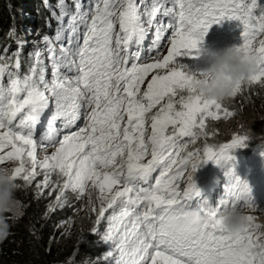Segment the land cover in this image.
<instances>
[{
  "label": "snow or ice",
  "instance_id": "snow-or-ice-1",
  "mask_svg": "<svg viewBox=\"0 0 264 264\" xmlns=\"http://www.w3.org/2000/svg\"><path fill=\"white\" fill-rule=\"evenodd\" d=\"M73 4L69 11L66 0H58V28L43 37V49L28 54L27 72L21 73L22 44L0 51V171L10 173L18 189L42 177L37 193H55L48 211L66 206L69 192L87 197L95 224L108 222L107 264H264L261 206L232 164L249 136L209 143L216 133L208 121L235 112L195 94L194 76L178 59L198 58L214 24L237 21L235 50L261 63L235 85L232 98L264 87V0ZM149 33L153 39L144 48ZM209 162L227 178L215 203L200 198L194 179ZM228 208L247 209L235 235L221 223Z\"/></svg>",
  "mask_w": 264,
  "mask_h": 264
},
{
  "label": "trees",
  "instance_id": "trees-1",
  "mask_svg": "<svg viewBox=\"0 0 264 264\" xmlns=\"http://www.w3.org/2000/svg\"><path fill=\"white\" fill-rule=\"evenodd\" d=\"M37 1L0 0V51L7 48L11 53L17 50L12 49L14 43H19V47L22 44V68H28L31 64L28 54L37 49L33 43L40 39V25L45 24L41 22L45 14L40 17L34 12ZM36 32L38 34L32 35L29 43L14 40L17 34ZM224 105L235 112L232 122L241 120L247 126L244 130V134L249 136L247 147L236 154L250 158L254 151L264 147V123L257 124L253 119L257 109L264 111V89L252 86ZM227 122H208V130L216 133L209 137V143L227 142V134L224 136L223 133ZM202 144L203 141H198L197 146L202 147ZM41 179L37 178L31 187L20 188L16 192V198L23 197L26 206L32 207L33 211L24 212L22 220L9 215V235L0 241V264H98L100 248L96 235L92 233V229L96 228V216L87 206V197L84 204L74 208L77 200L68 196L66 206L48 211L49 204L55 200V193L49 196L48 191L44 190V194L39 195L35 184ZM67 226L72 229H67Z\"/></svg>",
  "mask_w": 264,
  "mask_h": 264
},
{
  "label": "clouds",
  "instance_id": "clouds-1",
  "mask_svg": "<svg viewBox=\"0 0 264 264\" xmlns=\"http://www.w3.org/2000/svg\"><path fill=\"white\" fill-rule=\"evenodd\" d=\"M235 49L236 45L217 49H203L202 53L208 58L207 66L203 69H189L190 73L194 76L191 86L194 88L195 94L209 101L224 104L232 99L235 85L238 82L246 83L250 77L259 71L261 62L256 55H246L244 52L236 51ZM243 149L240 148L236 151ZM262 153H264V149H261ZM252 163L264 165V160H253ZM17 190V183L11 178L10 173L0 171V241L6 239L9 235L11 227L8 222L9 215L15 217L19 214V205L16 198ZM72 195L73 197L71 198L76 199L75 195ZM79 201L77 200L74 208H77L76 206ZM246 222V208H228L221 214L222 226L230 235H235L239 232ZM100 224L101 226H99ZM100 224H95L97 231L92 232L96 235L97 242L101 238L100 229L102 226L108 228L106 219H102ZM98 244L100 248L98 264H103L102 258L106 255L107 251L100 245V242Z\"/></svg>",
  "mask_w": 264,
  "mask_h": 264
},
{
  "label": "bare ground",
  "instance_id": "bare-ground-1",
  "mask_svg": "<svg viewBox=\"0 0 264 264\" xmlns=\"http://www.w3.org/2000/svg\"><path fill=\"white\" fill-rule=\"evenodd\" d=\"M84 2L87 3L88 0H84ZM57 3H58V0H47V3H45V0H38L36 2V7L37 8H35V10H34L35 14H37V16H40V17H41V15L45 14L44 15V18H43L44 21H41V22H44L45 24L44 25L41 24L40 25V29H39V32H41L44 36L45 35H48V36L54 35L55 31L58 28V21L55 18V16H58L59 15V9L57 7ZM66 3L69 6V11H73L74 10L73 0H66ZM54 13H55V16H54ZM65 23H67V18H65ZM29 32H30V30H29ZM208 37H211L209 43L212 42L213 37H212L211 33H209L208 35L205 36L204 41L207 40ZM150 43L151 42H147V41L144 40V42H143L144 48H147L150 45ZM209 43L205 44V46L202 47V49H204V50H207V49H217L216 46L221 45L219 41H216V43H214V45H210ZM43 44L44 43L42 42V45L40 46V49H43L44 48V45ZM18 47H19V43H14L12 45V49L13 50L14 49H18ZM223 47H225V46H222L221 48H223ZM164 50H166V47L163 49V51ZM201 58H203V59L200 60V61H202V62H200V65L206 67V63L208 64V58H207V56L204 55L203 53H201ZM21 73L22 74L25 73V69L24 68H21ZM48 75H49V78H50V72H49ZM254 86H257L260 89H264V87H261L259 85H254ZM47 111L44 113V116L42 117V123L40 125V128L41 129H43L46 126L47 121L49 119L46 116ZM51 150H52L51 148L48 149V151H51ZM8 166L11 167L10 165H8ZM39 178H41V177H39ZM18 183H19V181H18ZM26 188H28V187H26ZM26 188L22 187V189H26ZM18 200L21 202L22 207L19 208V214L17 216H15V217L12 216V218L13 219L22 220L24 218V212H32L33 211V208L26 206L23 197H20Z\"/></svg>",
  "mask_w": 264,
  "mask_h": 264
},
{
  "label": "rangeland",
  "instance_id": "rangeland-1",
  "mask_svg": "<svg viewBox=\"0 0 264 264\" xmlns=\"http://www.w3.org/2000/svg\"><path fill=\"white\" fill-rule=\"evenodd\" d=\"M32 35L33 36L37 35V32L35 34H32V33H30V34H17L14 37V40L15 41L16 40H21V41H26L27 43H29L30 42V38H31ZM39 46H40V44L38 42L33 43V47L37 48ZM163 52H164V54H166V50H164ZM178 59H181L182 62L187 63L188 66H189V69H203L205 67V66L200 65V62H202L200 60L203 59V58H201V55L198 58H196V59H187V58H178ZM206 66H207V63H206ZM231 119H232V117H230L228 119H224V118L221 119L223 121H227L228 120V122H227L228 126L226 127V129L224 128V130H223L224 136L227 134V137H225V138L228 139L227 142H230V140L232 139L234 134H244V130L247 128V126H245L241 122V120L232 122ZM253 119L256 120L257 124H263L264 123V111L262 109H257L255 117ZM208 122H214V121H208ZM215 122H217V121H215ZM50 152L51 151H49V153ZM41 155H42V153H41ZM9 165L12 166L11 164H9ZM37 178H39V177H37ZM69 196L73 197V195L71 193H69ZM84 199L80 200V202L76 206L77 208L80 205L85 203ZM91 213H94V212H91ZM258 217H259L260 222H264V208H259L258 209ZM99 226H101V224ZM67 229H72V227L71 226H67Z\"/></svg>",
  "mask_w": 264,
  "mask_h": 264
}]
</instances>
